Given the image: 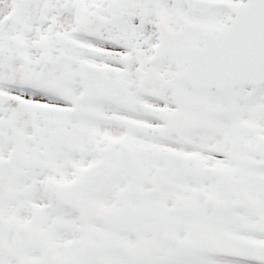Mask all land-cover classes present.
<instances>
[{"label":"snow or ice","instance_id":"obj_1","mask_svg":"<svg viewBox=\"0 0 264 264\" xmlns=\"http://www.w3.org/2000/svg\"><path fill=\"white\" fill-rule=\"evenodd\" d=\"M0 264H264V0H0Z\"/></svg>","mask_w":264,"mask_h":264}]
</instances>
